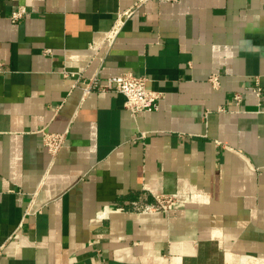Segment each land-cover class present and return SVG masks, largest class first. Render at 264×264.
<instances>
[{
    "label": "crops",
    "instance_id": "obj_1",
    "mask_svg": "<svg viewBox=\"0 0 264 264\" xmlns=\"http://www.w3.org/2000/svg\"><path fill=\"white\" fill-rule=\"evenodd\" d=\"M124 71L159 110L76 84ZM153 193L179 197L130 211ZM263 259L264 0H0V264Z\"/></svg>",
    "mask_w": 264,
    "mask_h": 264
},
{
    "label": "built area",
    "instance_id": "obj_2",
    "mask_svg": "<svg viewBox=\"0 0 264 264\" xmlns=\"http://www.w3.org/2000/svg\"><path fill=\"white\" fill-rule=\"evenodd\" d=\"M17 1V0H14ZM142 3V0H141ZM138 5V3H137ZM136 5V6H137ZM134 7L127 9L119 14V25L131 14ZM27 7L24 4H16V7L11 13L13 20H19L27 15ZM116 33H109L106 40V45L109 47L113 43ZM47 52L50 49L46 50ZM75 75V73H71ZM212 84L217 87L220 84V78L217 73L210 77ZM85 93L91 91L113 92L120 93L125 96V107L130 109L134 114L145 111H157L160 109V101L164 97V93L160 90L150 89L148 87V78L134 74L132 71H124L118 74L110 75L102 78L97 74L89 77L88 80L77 81ZM75 84V85H76ZM256 95L261 94L260 85H256L253 89ZM238 101L241 100V95L236 94ZM43 143L48 151L55 155L63 147L66 141V132H54L42 130ZM179 195L177 193H153L150 201L140 200L135 198L131 201V212L134 213H149L155 211H169L178 201ZM105 212L120 210L121 208H114L105 206Z\"/></svg>",
    "mask_w": 264,
    "mask_h": 264
},
{
    "label": "bare ground",
    "instance_id": "obj_3",
    "mask_svg": "<svg viewBox=\"0 0 264 264\" xmlns=\"http://www.w3.org/2000/svg\"><path fill=\"white\" fill-rule=\"evenodd\" d=\"M263 261H264V259H263ZM259 262H260V260H259ZM243 263H245V264H247V262H243ZM261 263V262H260ZM259 264V263H258ZM262 264V263H261Z\"/></svg>",
    "mask_w": 264,
    "mask_h": 264
}]
</instances>
